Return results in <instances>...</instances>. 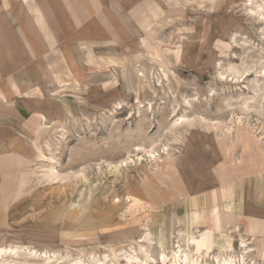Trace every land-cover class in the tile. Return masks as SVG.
<instances>
[{
	"label": "rangeland",
	"instance_id": "obj_1",
	"mask_svg": "<svg viewBox=\"0 0 264 264\" xmlns=\"http://www.w3.org/2000/svg\"><path fill=\"white\" fill-rule=\"evenodd\" d=\"M25 57L0 264H264V0H0Z\"/></svg>",
	"mask_w": 264,
	"mask_h": 264
},
{
	"label": "crops",
	"instance_id": "obj_2",
	"mask_svg": "<svg viewBox=\"0 0 264 264\" xmlns=\"http://www.w3.org/2000/svg\"><path fill=\"white\" fill-rule=\"evenodd\" d=\"M3 46V44H2ZM33 61L31 58H26L20 61H17L15 58H10L9 61H6L5 59L1 62L0 61V96L1 97H9V96H15L16 94H19V91H22V89L26 86V82L23 81L21 79V81H19L18 79V75L16 74V72H14V74L11 77H8L5 79V75L7 73V67H2L1 65H7L10 64L12 67L9 68L11 69V71H19L22 72V67L23 65L25 66L24 71H27L30 69L29 66L30 64H32ZM31 70V69H30ZM30 83V82H29ZM30 85V84H29ZM31 87V86H29ZM0 157H1V153H0ZM0 174H1V168H0ZM256 207H253V214L257 215L260 218H264V196L261 197L259 199V201H257V203L254 204ZM259 208V209H257ZM249 209V208H248ZM255 221V225L256 227H263L262 230L260 231H264V220L263 219H254Z\"/></svg>",
	"mask_w": 264,
	"mask_h": 264
},
{
	"label": "bare ground",
	"instance_id": "obj_3",
	"mask_svg": "<svg viewBox=\"0 0 264 264\" xmlns=\"http://www.w3.org/2000/svg\"><path fill=\"white\" fill-rule=\"evenodd\" d=\"M222 79H223V76H222ZM136 200H134V204H136ZM133 207L132 205L129 207V210L130 208ZM17 255V253H15V250H11V249H5V248H0V257L2 256H6V255ZM34 252L33 251H29L27 253V255L29 256H34ZM183 264H187L188 262V259L186 258V256L183 257V260H182ZM190 263L191 264H194V261L193 260H190ZM224 264H231V261H225Z\"/></svg>",
	"mask_w": 264,
	"mask_h": 264
}]
</instances>
